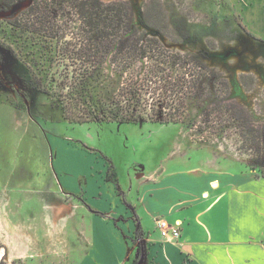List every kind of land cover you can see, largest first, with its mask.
I'll list each match as a JSON object with an SVG mask.
<instances>
[{"label":"rangeland","instance_id":"374dc122","mask_svg":"<svg viewBox=\"0 0 264 264\" xmlns=\"http://www.w3.org/2000/svg\"><path fill=\"white\" fill-rule=\"evenodd\" d=\"M120 1L130 13L118 22L129 29L127 40H158L200 59L224 82L222 88H227L223 90L231 100L221 105L233 108L237 119L228 120L219 133L216 124L203 121L195 126L150 121L69 123L51 86L61 69L56 64L57 45L74 40L77 18L55 10L51 0H0V182L19 184L16 193L7 185L0 186V204L7 203L9 215L15 208L20 217L16 220L10 215L15 220L11 223L8 218L2 221L3 213L0 215V264H75L69 224L77 216L72 210L69 216L75 217L65 223L58 208L60 202H67L72 209L77 206L78 213L86 207L82 196L56 187L57 194L48 198L46 188L27 186L33 168L41 170L45 159L53 166L59 153L58 147L53 156L50 149L46 153L43 133L48 145L64 140L68 148L89 153L90 161L95 156L98 171L104 172L103 182L107 188L115 187L121 200H125L124 192L118 189L111 161L123 172L129 161L134 162L132 171L136 167L142 171L157 164L161 155L169 158L174 152L208 159L210 167L256 174L247 164L254 152L249 150L252 142L264 131V39L246 31L232 0ZM30 5L32 11L28 12ZM27 119L37 125L27 128ZM60 154L69 163H84L75 151L65 148ZM8 195L12 197L9 201ZM27 198H31L29 203L21 204ZM48 213L51 223L45 219ZM128 219L135 220L132 215H122L113 225L119 230ZM145 220L150 222L148 217ZM143 233L135 226L131 234L125 228L120 232L130 244L122 264H137L141 256V264L153 261L152 246Z\"/></svg>","mask_w":264,"mask_h":264},{"label":"crops","instance_id":"0c3cea01","mask_svg":"<svg viewBox=\"0 0 264 264\" xmlns=\"http://www.w3.org/2000/svg\"><path fill=\"white\" fill-rule=\"evenodd\" d=\"M232 2L246 31L264 39V0ZM35 124L34 120L27 119L24 126L30 128ZM43 134L46 153L50 149L53 156L57 147L59 153L53 166L45 159L41 170L33 168L35 171L31 172L27 186L46 188L48 198L57 194L56 187L82 196L86 207L79 208L78 213L77 206L72 209L67 202L59 201L58 208L65 223L77 216L69 224L75 264H122L130 244L120 232L125 228L131 234L132 226L139 227L144 232V240L152 246L154 259L150 264H264L263 177L250 170L210 167L208 159L184 157L174 152L169 158L161 155L157 164L142 171L137 167L132 171L134 162L129 161L123 172L111 161L118 189L124 192L125 200H121L116 188H107L103 182L104 172L98 171L100 163L95 156V161H90L89 153L68 148L70 145L64 140L48 145ZM65 148L75 151L84 163L75 165L62 158L60 152ZM3 185L13 193L19 187L17 183L1 181L0 186ZM11 198L8 195L7 200ZM25 200L21 204H28L31 198ZM5 205L0 207L2 221L8 218L14 223L10 215L20 220L15 208L9 215ZM72 210L75 215L70 217ZM50 214L45 219L51 223ZM122 215H132L135 220L122 222L118 230L113 220L121 221ZM158 217L178 226L177 240L160 237L155 222ZM152 223L154 226L150 227Z\"/></svg>","mask_w":264,"mask_h":264},{"label":"trees","instance_id":"16d2710c","mask_svg":"<svg viewBox=\"0 0 264 264\" xmlns=\"http://www.w3.org/2000/svg\"><path fill=\"white\" fill-rule=\"evenodd\" d=\"M51 3L79 22L72 31L74 40L57 45L56 64L61 69L51 86L69 123L150 121L195 126L203 121L216 124L219 133L228 120L237 119L233 108L221 105L231 100L223 90L227 88H222L224 82L200 59L158 40H127L129 29L118 23L130 17L123 1ZM252 146L248 168L264 178V131Z\"/></svg>","mask_w":264,"mask_h":264},{"label":"built area","instance_id":"2783aa9c","mask_svg":"<svg viewBox=\"0 0 264 264\" xmlns=\"http://www.w3.org/2000/svg\"><path fill=\"white\" fill-rule=\"evenodd\" d=\"M155 222L162 239L175 241L180 237V230L176 224H170L162 217L156 218Z\"/></svg>","mask_w":264,"mask_h":264},{"label":"water","instance_id":"95a60500","mask_svg":"<svg viewBox=\"0 0 264 264\" xmlns=\"http://www.w3.org/2000/svg\"><path fill=\"white\" fill-rule=\"evenodd\" d=\"M142 261H143V256H141V257H140V260L138 261V263H137V264H141V263H142Z\"/></svg>","mask_w":264,"mask_h":264}]
</instances>
